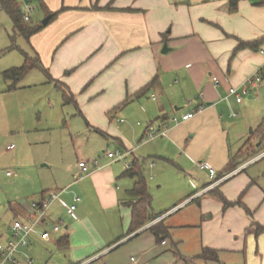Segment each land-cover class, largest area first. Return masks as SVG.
Here are the masks:
<instances>
[{
    "label": "crops",
    "instance_id": "0c3cea01",
    "mask_svg": "<svg viewBox=\"0 0 264 264\" xmlns=\"http://www.w3.org/2000/svg\"><path fill=\"white\" fill-rule=\"evenodd\" d=\"M16 1L21 7V0ZM25 5V10H33L31 13L38 11L41 19L57 14L28 40L24 38L26 50L18 48L30 57H38L42 65L26 76L25 82H30L25 83V88L44 84L62 97L64 91L71 94L75 103L68 105L74 106L76 115L83 117L89 126L94 125L90 128L105 135L108 142L116 140L126 152L133 151L127 148L128 131L120 127L112 131L114 128L109 125L113 121L133 125L135 119H140L137 125H145L138 133L142 144L155 143L148 153L190 177L199 173L195 174L197 182L192 184L194 190L190 195L163 212L167 216L162 220L165 219L170 231L184 226L183 222H168L179 206L190 202L201 207L212 191L236 203L240 201L235 202V197L246 192L239 205L249 210L252 217H245L236 207L226 210L225 215H235L228 222L230 232L222 240L224 243L207 247L218 251L219 262L202 264H220L225 253L236 256L235 264H264V233L254 232L255 225L264 226V6L240 0L233 13L230 0H25ZM259 40L263 41L258 50L235 52L239 41ZM165 44L167 53H163ZM258 73L263 80L248 84ZM149 85L143 96L136 97ZM232 88L246 89L249 101L243 99L238 103L235 97H228ZM189 113L194 116L183 121V116ZM173 118L178 121L172 122ZM164 124H167L165 135L145 140L150 126L162 131ZM246 139L248 142L243 144ZM11 146L7 151L14 154L18 163L20 152ZM131 155L134 157V152ZM89 156L79 163L91 162ZM200 162H208L218 175H233L215 189L205 191L211 180L199 170ZM112 163L115 162L103 165L83 179L78 164L79 176L74 182L63 189H39L36 201L53 191H65V197L81 180L90 185L78 197L82 201L77 204L83 202L77 209L78 220H73L57 202L41 228L51 229L55 223L62 226L55 245L70 255L69 264H118L111 254L133 241L126 264H131L132 257L137 264H145L148 256L159 251L157 240L147 227L150 223L132 234L128 230L118 239L95 236L87 210L89 203L96 200L111 210L124 206L122 203L128 200L127 193L135 183L131 179L132 188L121 194L118 186H113L117 174L108 170ZM155 165L152 160L148 167L154 170ZM8 173L11 172H7V177L17 176ZM34 201L10 202L13 221L9 228H0L1 240L9 239L11 225L30 213ZM124 207L130 212L131 225V210ZM64 236L69 238V245L59 249L57 242ZM37 243L45 241L36 238L22 256L34 259Z\"/></svg>",
    "mask_w": 264,
    "mask_h": 264
},
{
    "label": "rangeland",
    "instance_id": "374dc122",
    "mask_svg": "<svg viewBox=\"0 0 264 264\" xmlns=\"http://www.w3.org/2000/svg\"><path fill=\"white\" fill-rule=\"evenodd\" d=\"M21 3L22 12L32 19L30 22L24 21L25 26L37 25L45 20L41 19L38 11L31 13L25 10L27 7L25 0H21ZM13 27L10 16L0 9V228L3 230L9 228L13 221L10 202L14 204L25 200L36 201L40 193L39 189L43 187L53 190L63 189L79 176V160L87 159V155H90L88 158L92 161L98 160L103 167L112 162L107 156L109 153H126L116 140L108 142L105 135L96 134L90 128L94 125L89 126L83 117L77 116L74 106H64L62 95L51 86L41 84L25 88V83H29L30 80L25 82L24 79L18 83L17 90L8 91V83L3 79L2 73L13 67H21L24 63V55L18 48L26 50L24 37L16 36ZM12 46L17 48L5 52ZM245 97L244 99L249 101L248 97ZM138 121L140 119H135L133 125H119L113 121V125H109L114 128L112 131L119 127L122 131L125 129L128 131L127 148L132 149L135 155L134 157L130 155L131 158L125 161L112 163L108 166V170H113L117 174L113 186H118L121 194L124 195L132 188L131 178L123 176L128 169L126 164L139 159L152 196L151 211L163 213L190 195L194 190L192 184L197 182L195 174L198 176L199 173H193L194 177H190L162 162L155 157V154L148 153L152 152L155 143L142 144L144 141L138 137V133L145 129V125L138 126ZM101 126L105 127V125ZM106 133L112 138H117L110 132L106 131ZM247 142L248 139L244 140L243 144ZM11 144L20 152L18 163L13 158L14 154L7 151V147ZM152 160L156 164L154 170L148 167ZM8 171L17 176L7 177ZM254 171L251 170L252 173ZM87 185L89 184L83 180L76 182L66 192V196H63V200L67 204H73L74 198L81 197L80 192ZM244 195L246 192L239 197L237 195L235 202L238 200L241 202ZM68 196L70 200H67ZM207 198L203 199L201 207L196 203L187 202L174 210L175 212L170 215L173 217L168 222H183L184 226L170 231L171 237L165 240L168 246L166 242L156 244L159 251L148 256L145 264H182L176 253L192 259L201 255L203 249L210 247L211 244H222V240L230 232L228 222L232 217L235 218V215H225L226 210L236 207L245 217H252L243 205L235 204L227 207L213 194ZM81 204L83 202L77 204V209ZM87 210L96 237L105 235L118 239L127 234L130 227V212L124 206L120 205L112 210L105 209L95 200L94 203H89ZM77 214L79 217L78 210ZM55 241L56 239L50 243L36 244L34 264H69L70 255L59 251ZM133 242L111 254L114 258L113 262L126 264L125 259L131 251L129 248ZM221 259L220 264H235L236 256L225 253Z\"/></svg>",
    "mask_w": 264,
    "mask_h": 264
},
{
    "label": "trees",
    "instance_id": "16d2710c",
    "mask_svg": "<svg viewBox=\"0 0 264 264\" xmlns=\"http://www.w3.org/2000/svg\"><path fill=\"white\" fill-rule=\"evenodd\" d=\"M239 1L240 0H230L231 12L234 13L237 10V4ZM252 1L256 5L264 6V0ZM0 9L4 10L12 19L14 25L13 29L16 36H21L28 40L33 34L39 32L44 27V25L42 24L25 26L24 21L26 22L27 15L22 12L16 0H0ZM51 15V21L57 17V14L51 13ZM262 41L263 40L254 42L239 41V45L237 46L235 52L244 49L258 50V48L262 44ZM16 48L17 47L12 46L10 48H7L5 52H11ZM21 52L25 57L24 64L21 67H13L2 73L3 79L6 83H8V91L17 90L18 83L23 81L32 70L42 68L38 57L33 58L23 51ZM153 83L154 81L151 84ZM150 85L143 89L136 97L143 96L150 87ZM63 99L66 105L71 104L72 102L75 103L73 96L65 91L63 92ZM98 132L102 133L101 131ZM124 176L135 180L133 188L127 193L128 200L122 203L124 206L130 208L131 210V225L129 229V234H132L142 229L152 221L163 216L165 213L157 214L151 211L152 196L150 194V190L139 160H134V162L132 163V167L126 170ZM211 194L221 199L227 207L233 206L235 204H240V202L232 203L228 201L221 193L217 191H212ZM247 212L250 213L249 210H247ZM164 221L165 219L148 229L155 236L157 243L159 244L163 243L167 238L170 237V230L165 225ZM254 232L257 235L263 234L264 226L255 225ZM68 245L69 238L67 236L61 237L57 242V246L59 249L66 248L68 247ZM176 255L180 258L181 261H183L184 264H201L200 262H219L218 251L211 248H204L201 255L192 259L183 257L178 253H176Z\"/></svg>",
    "mask_w": 264,
    "mask_h": 264
},
{
    "label": "built area",
    "instance_id": "2783aa9c",
    "mask_svg": "<svg viewBox=\"0 0 264 264\" xmlns=\"http://www.w3.org/2000/svg\"><path fill=\"white\" fill-rule=\"evenodd\" d=\"M30 12H33L31 10ZM30 17H26V21H29ZM262 77L260 73H258L255 77L250 78L248 80V84L255 85L262 81ZM214 82L218 85L219 81L214 78ZM248 94L246 89H237L232 88L229 92L228 97H235L238 103H241L244 97ZM227 97V98H228ZM194 116V113H189L184 115L182 120L187 121ZM177 118H173L172 122L176 123ZM162 131H159L154 126H150L147 130V135L145 140L151 141L165 135V129L167 128V124L162 125ZM15 146L12 145L13 149ZM133 151H127L126 153H109L107 156L111 159L112 162L122 161L128 155H131ZM82 174L80 179L88 176L94 171L100 170L103 167L101 166L98 160H94L91 162L82 161L79 163ZM132 167V163L127 164V168L130 169ZM198 168L200 171L208 174V177L211 180V183L208 184L205 191H210L218 187L221 183L225 182L233 173L218 176L217 170L210 165L208 162H200L198 163ZM11 176V173H8ZM65 191H53L46 195L41 201H34L31 203V211L24 217V219H17L13 222L10 227V237L7 240L0 239V264H34L35 260L32 257H28L26 255L22 256V254L29 249L35 242L36 238H40L45 242H51L55 239L56 235H58L62 227L59 223H55L51 229H41L42 226L47 221L48 214L50 212L51 207L59 202L61 203L65 209L67 214L73 219L78 220L77 214V203L80 202V198L76 197L73 204H67L62 196ZM167 214L159 217L158 219L152 221L147 227H152L155 224L159 223ZM131 264H137V259L132 257Z\"/></svg>",
    "mask_w": 264,
    "mask_h": 264
},
{
    "label": "water",
    "instance_id": "95a60500",
    "mask_svg": "<svg viewBox=\"0 0 264 264\" xmlns=\"http://www.w3.org/2000/svg\"><path fill=\"white\" fill-rule=\"evenodd\" d=\"M52 19V15H49L45 18V20H43L42 25L46 26ZM168 47L167 44L164 45V49H163V53H167L168 52Z\"/></svg>",
    "mask_w": 264,
    "mask_h": 264
}]
</instances>
